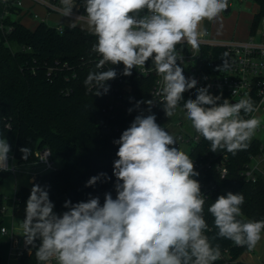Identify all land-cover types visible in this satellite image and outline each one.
Listing matches in <instances>:
<instances>
[{"label":"clouds","instance_id":"clouds-1","mask_svg":"<svg viewBox=\"0 0 264 264\" xmlns=\"http://www.w3.org/2000/svg\"><path fill=\"white\" fill-rule=\"evenodd\" d=\"M44 2V0H41ZM85 21L96 37L91 51L100 59L99 71H90L84 80L94 95L107 94V81L115 79L114 68L105 65L123 64V75L133 68L142 73L155 72L161 78L154 96L163 98V110L173 117L181 107L183 94L196 87L195 78H186L177 61H183L182 49L187 43L199 50L200 26L225 12L228 0H83ZM74 0H59L56 10L61 17H71ZM143 13V15H141ZM77 22L67 27L76 28ZM65 25L60 23L63 34ZM227 57V53L224 54ZM151 60L152 67L146 68ZM229 67L225 60L223 68ZM210 87V86H209ZM101 89L103 92H101ZM235 94V93H234ZM209 94L208 87L197 89L195 99L182 105L185 118L199 137L210 144V151H227L235 155L248 149L262 119L255 115L264 105V98L255 103L245 94L236 103ZM141 102H137L139 106ZM149 106L153 101L146 102ZM132 109H129L131 112ZM151 107H149V112ZM177 138L156 123L154 114L137 115L130 127L114 144L119 145L114 161L116 198L105 193L101 206L99 197L72 204L57 215L46 188L36 184L26 202L25 219L19 223L27 245L35 247L40 264H215L221 258L217 238L227 239L235 246L255 249L264 233V220H245L241 210L245 198L241 193L220 195L208 207L214 218L216 235L204 218L206 198L201 185L193 177L190 156L173 145ZM11 146L0 133V170L7 165ZM23 158L30 154L21 148ZM100 173L91 177L86 187L94 186Z\"/></svg>","mask_w":264,"mask_h":264},{"label":"trees","instance_id":"trees-1","mask_svg":"<svg viewBox=\"0 0 264 264\" xmlns=\"http://www.w3.org/2000/svg\"><path fill=\"white\" fill-rule=\"evenodd\" d=\"M254 1L259 10L254 15L251 34L264 18V0ZM20 13L19 7L10 6L0 17L3 25V29L0 28V133L11 146L18 163H34L37 160L35 152L48 147L62 159L63 166L38 173L31 187L21 186L15 194L17 202H14V197L6 198L2 193V185L11 172L0 171V228L4 223L5 213L2 209L5 205L15 203V216L25 219L26 202L36 184L46 188L57 215L69 210L64 207L66 201L75 204L87 202L90 197H99L102 206L105 193H111L115 199L117 193L113 166L118 159L116 153L119 145L114 144V141L130 127L137 115L154 114L158 125L166 115L163 103L155 102L151 96L155 78L138 77L133 72L134 68L131 75L125 76L123 64L105 65L104 70L111 67L117 72L115 79L107 81L110 86L107 94L97 96L94 90L86 89L84 80L88 73L100 70L96 68L100 57L91 51L96 37L88 29L79 26L70 29L66 25L61 34L57 27L46 21H41L35 29H31L22 23ZM215 50L203 49L199 61L202 71L211 70L207 63L214 58ZM56 61L61 64L67 62L71 69L54 72ZM181 67L186 78L199 77ZM121 77L131 78L133 97L119 102L116 89L122 87L119 82ZM196 95V88L186 91L180 108L187 99H195ZM138 101L141 102L139 106ZM147 101H153L152 105L149 106ZM113 102V115L108 116L106 108ZM129 109L132 111L129 112ZM208 146L209 142L201 137L199 150ZM21 148L30 150L26 159ZM258 151L259 144L253 141L247 150L238 151L235 155L230 153L229 173L225 179H221L214 169L198 172L196 178L215 187L210 205L218 196L226 195L229 191L241 193L245 198L241 207L243 218L264 220V177L252 182L240 174L251 154ZM100 173L107 174L110 179L101 177L94 186L86 187L87 181ZM210 225L212 230L208 236L212 239L218 231L214 226V218ZM40 243L37 239L35 247L27 245L20 264H40L35 256ZM212 243L219 244L220 249L229 248L236 259L248 250L223 238L214 239ZM1 254L0 251V260ZM237 264L254 263L240 260Z\"/></svg>","mask_w":264,"mask_h":264},{"label":"built area","instance_id":"built-area-1","mask_svg":"<svg viewBox=\"0 0 264 264\" xmlns=\"http://www.w3.org/2000/svg\"><path fill=\"white\" fill-rule=\"evenodd\" d=\"M0 1L4 6V11H7L10 6H17L21 10L25 8L24 0ZM31 1L44 6L49 14H59V12L56 10V8L59 7V0H44V2H41V0ZM74 3L75 7L73 8L72 16L69 18L72 19V22H77L79 27L86 28L83 25L86 22L83 20H78V17L86 15L83 0H74ZM32 15L35 18L39 17L38 14ZM141 15H143V13H141ZM262 21H264V18ZM261 26L262 25L260 23L257 30L253 34H250V36L245 40H238L234 38L224 40L215 38L211 35L210 27L206 25L205 20L200 26L203 35L200 37L199 50L194 51L187 43L177 45V49H182L183 52V61L178 60L177 63L183 66L186 71L195 75H199V77L196 79V89L208 87L209 94L213 96H221V100L218 101V104L222 103L224 99H228L230 103L234 104V102H238L241 98H243L246 93L250 95L255 103L259 104V101L264 98V28H261ZM0 28L3 29V25L1 23ZM57 29H59V27H57ZM204 48L216 49L213 54L214 58L210 59L207 63L211 69L210 71H202L199 66V61ZM225 53L228 54L227 57H225ZM225 60H227L229 64L227 69L223 68ZM145 67H152V61L149 60ZM64 68L71 69L67 62L63 64H61L60 61L55 62L54 72H58ZM50 70L52 71L53 69L50 68ZM133 72L138 77L153 76L155 78L151 89V96L155 102H162L163 98L161 96L153 95V93H155L160 87L161 78L157 76L155 72L142 73L138 68H134ZM67 79H69V77ZM119 82L122 87L116 89L118 94L117 100L120 102L123 99L132 98L133 90L131 78L127 77L126 79H123L121 77ZM113 108L114 102L111 103L108 108H106L108 116L113 115ZM259 114L264 115V105H260V110L253 113L252 115L260 117ZM178 125L182 129L177 135L174 136L177 138V143L173 146L180 148L182 151L185 150L184 152H186L193 160L196 172L203 173L210 169H214L221 179H225L229 173L228 163L230 161V153L226 150L212 152L210 151V146H208L206 149L199 150V141L201 137L198 138V134L195 132V130L183 129V122H178ZM159 126L162 127L160 123ZM253 141L258 142L259 151L257 153L251 154L249 161L245 163V166L240 171V174L247 181L256 182L260 177H264V122H262L261 127L257 129L256 134L252 138L251 142ZM35 156L37 157V160L34 163L44 164V171L56 169L54 162L52 161L53 153L50 148L45 147L38 149L35 152ZM14 160L16 159L13 153L9 152L7 165L9 166L10 170L8 171L16 173L17 165L13 164ZM193 179H196L200 183L201 193L206 198L204 218L209 226V229L212 230V226L210 224H213V217L208 212V207L210 206L209 203L214 196L215 187L208 185L203 181V179L196 177H193ZM17 200L18 198L14 196V202H17ZM15 209L16 204L14 203L12 205L3 206L2 211L6 213L11 210L15 215ZM0 231L3 234H7L9 232L6 226H2ZM210 231L206 234L209 235ZM20 240V238H14V244L11 247V256H13L15 259V264H20L21 256L27 247L25 237L23 238V246H20ZM240 260L242 259H236L233 257V254H231L229 248H224L221 249V258L216 262H221L224 264H237V262Z\"/></svg>","mask_w":264,"mask_h":264},{"label":"rangeland","instance_id":"rangeland-1","mask_svg":"<svg viewBox=\"0 0 264 264\" xmlns=\"http://www.w3.org/2000/svg\"><path fill=\"white\" fill-rule=\"evenodd\" d=\"M228 1L229 4L231 3L230 6L232 9L230 14L227 15L225 14V12H223L219 17L211 21L206 20V25L210 27L211 35L214 36L216 30L223 27L231 31L233 33V35L231 36L232 37L234 36L235 39H239L241 35L248 37L250 35L248 29L251 24V19H253L252 16L255 15V13H257L259 10L257 3H255L254 0H228ZM3 9L4 6L0 1V13L4 11ZM34 12L36 11L34 10ZM31 18L34 21L30 20V18L28 17L22 18V22H26L31 29H35L38 26V24L41 21H43L41 20V18H35V17H31ZM45 21L52 26L60 27V23L67 25L70 22H72V19L69 17H61L60 14L51 13L50 16ZM85 24L83 25L87 28V24L86 25ZM261 25H262L261 28H264V21H261ZM259 116L262 119V122H264V115L259 114ZM180 121L183 122V129L194 130L191 126V122L185 118V113L184 111H182L181 108H178L176 114L171 118L165 115L164 119L160 122V125L170 134L175 136L182 129L178 125V122ZM52 161L54 162V166L56 168L63 166L62 159L56 154H53ZM16 164H17V172L16 173L11 172L8 175V177L5 179L3 185V189L5 191H7L8 187L10 188L12 184L13 186L17 184L19 188L21 186L31 187L32 186V182L30 181L31 175H34L36 172L37 173L40 172V170L42 172L44 171L45 168V165L41 163L20 164L16 162ZM22 221L23 220L15 216L11 210L5 213L3 226H6L9 232L7 234H3L0 231V250L2 252L0 264H8L11 245L13 244L14 241L13 233L16 237L17 236L21 237L19 244L20 246H23L24 235L20 233L21 230L19 229V223ZM259 257L264 260V233H262V238L257 243L255 249L252 251L249 250L245 251L241 256V259L245 262L259 264L260 262ZM12 260L14 262L15 259Z\"/></svg>","mask_w":264,"mask_h":264},{"label":"crops","instance_id":"crops-1","mask_svg":"<svg viewBox=\"0 0 264 264\" xmlns=\"http://www.w3.org/2000/svg\"><path fill=\"white\" fill-rule=\"evenodd\" d=\"M24 5H25V8H23L21 10V13H20L21 21H22V18H25V17H28V18H30V20H32V18H31V17H33L32 14H38L39 17H37V18H41V20H46L50 16V14L47 12V10H46V8L44 6H42L40 4L33 3L31 0H24ZM34 10L36 12H34ZM4 12L5 11H3V12L0 13V17L4 15ZM252 18H254V15L252 16ZM32 21H34V20H32ZM252 22H253V19H251V24H250V27L248 29L250 34H251ZM22 23H24L27 27H29L26 22H22ZM231 35H233V33L231 31H229L228 29H225V28L222 27V28H219V29L216 30V33L214 34L213 37L218 38V39H224V40L233 39V38L235 39V37L234 36L232 37ZM248 37L247 36L245 37V36L241 35L238 40H245ZM10 152H12V150ZM16 162L18 163L17 160L16 161L14 160L13 161V164H16ZM40 172H41V170H40ZM40 172H38V173H40ZM31 176L32 177L30 178V181L31 182H34V180H35V178L37 176V172L34 174V177H33V175H31ZM3 185H2V193L4 194V196L6 198H13L15 196L16 192L19 189V187L17 186V184L15 186H13V184H12L10 186V188L8 187L7 191H5L3 189ZM14 238H17V239L20 238L21 239V237H18V236L16 237L14 235V233H13V239ZM13 244H14V241H13ZM13 244L11 245V247L13 246ZM12 259H14V258H13V256H11V249H10V256H9L8 264H15V260L13 262ZM259 260H260L259 263H264V260L261 259L260 257H259Z\"/></svg>","mask_w":264,"mask_h":264},{"label":"water","instance_id":"water-1","mask_svg":"<svg viewBox=\"0 0 264 264\" xmlns=\"http://www.w3.org/2000/svg\"><path fill=\"white\" fill-rule=\"evenodd\" d=\"M231 6H230V4H229V1H228V8L226 9V11H225V14H230V12H231ZM234 103H236V102H234Z\"/></svg>","mask_w":264,"mask_h":264}]
</instances>
